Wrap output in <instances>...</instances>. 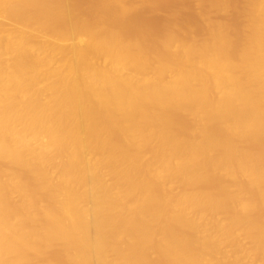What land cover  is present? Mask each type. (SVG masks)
I'll list each match as a JSON object with an SVG mask.
<instances>
[{
  "label": "bare ground",
  "instance_id": "bare-ground-1",
  "mask_svg": "<svg viewBox=\"0 0 264 264\" xmlns=\"http://www.w3.org/2000/svg\"><path fill=\"white\" fill-rule=\"evenodd\" d=\"M227 1L201 39L0 0V264H264V0Z\"/></svg>",
  "mask_w": 264,
  "mask_h": 264
},
{
  "label": "rangeland",
  "instance_id": "rangeland-1",
  "mask_svg": "<svg viewBox=\"0 0 264 264\" xmlns=\"http://www.w3.org/2000/svg\"><path fill=\"white\" fill-rule=\"evenodd\" d=\"M140 1V0H139ZM143 2V7L141 8L138 15L132 20L130 26L128 27V32L133 31L134 29H139L141 32H146L148 38H151L155 35H160L165 30L164 27H173V25L182 26H193L194 36L196 35L203 39L205 37V28L203 25H200V21L197 18L198 10L205 11L208 9V0H141ZM227 7V18L226 20L221 19V16L218 14H212L211 18L214 21L223 20L229 26H232L231 33H236L239 31L243 18L242 11L245 6V0H228ZM203 7L205 8H201ZM206 6V7H205ZM214 16V17H213ZM216 18V20H215ZM241 18V19H240ZM218 19V20H217ZM242 20V21H241ZM198 23H197V22ZM238 21L241 23L239 24ZM174 22V23H173ZM176 23V24H175ZM198 24V25H197ZM166 25V26H165ZM169 25V26H167ZM230 26V27H231ZM240 26V27H239ZM236 29V31L233 29ZM239 27V29H238ZM196 29V30H195ZM131 33V32H130ZM235 37V34H233ZM203 36V37H202ZM199 38V40H200ZM198 39V38H197ZM257 154L261 152L260 148H257L255 151ZM246 264H252V259L245 261Z\"/></svg>",
  "mask_w": 264,
  "mask_h": 264
}]
</instances>
